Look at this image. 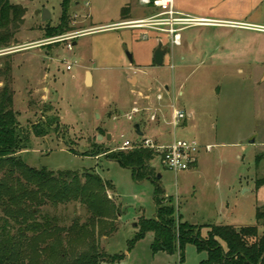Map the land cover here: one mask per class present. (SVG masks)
<instances>
[{
	"label": "rangeland",
	"instance_id": "obj_1",
	"mask_svg": "<svg viewBox=\"0 0 264 264\" xmlns=\"http://www.w3.org/2000/svg\"><path fill=\"white\" fill-rule=\"evenodd\" d=\"M13 2L27 11L12 44L0 48L12 49L0 54V91L6 84L12 88L18 128L28 137L27 147L16 157L38 169L90 171L112 184L104 196L115 205L110 216H94L79 200H45L34 208L36 220L42 222L47 215L64 237H79L64 243L66 261L87 253L95 243L99 264H200L207 253L193 243L186 244L183 260L179 251L155 252L154 231L130 246L139 222L157 217V187L171 197L180 221L258 223L257 209L264 206V31L227 24L264 25V0H175L176 10L215 23L182 30L183 44L172 47L161 66L154 53L159 39L169 44L165 33L148 27L102 29L152 15L154 8L139 0H72L71 29L53 36L46 29L59 24L63 0ZM127 6L131 15L126 19L122 9ZM44 9L52 14L46 21ZM75 32L81 36L65 38ZM69 42L74 43L72 50ZM68 64L73 68L67 69ZM158 92L165 94L164 100H157ZM171 103L192 113L176 129L165 122L170 116L165 118L164 109ZM50 122L44 137L32 130ZM166 132L167 139L175 134L202 144L195 166L176 173L157 152L150 161L153 172L138 178L106 155L128 150L122 148L126 139L158 142ZM206 145L212 149L207 151ZM6 170L0 171V184ZM259 181L263 185L258 188ZM5 217L0 201L1 224ZM207 230L202 228L203 235ZM259 232L263 234L264 226ZM120 254V260L112 259Z\"/></svg>",
	"mask_w": 264,
	"mask_h": 264
},
{
	"label": "trees",
	"instance_id": "obj_2",
	"mask_svg": "<svg viewBox=\"0 0 264 264\" xmlns=\"http://www.w3.org/2000/svg\"><path fill=\"white\" fill-rule=\"evenodd\" d=\"M71 2L63 0L60 22L48 26L47 35H63L71 29ZM26 11L24 5L13 0H0V48L12 44L24 24ZM130 15L129 6L124 7L123 18H130ZM13 104V90L6 84L0 91V171L7 169L0 184V201L6 213L3 223H0V264H99L101 253L95 243L91 244L87 253L80 254L71 262L66 261L68 248L64 243L69 244L71 239L79 237H64L63 230L47 215L42 217V222L36 220L34 208L45 200L54 204L79 200L88 206L94 216H110L116 212L115 205L104 196L107 187L112 184L90 171L38 169L16 157L27 147L28 137L18 128V114ZM50 124L34 125L32 130L37 136L44 137ZM156 153L152 148L134 147L106 155L131 168L138 178H145L153 172L150 161ZM262 185L263 181L257 183L258 188ZM155 192L157 217L139 222L140 231L130 241L131 247L147 232L154 231L155 252L179 251L183 260L186 244L193 243L199 252L207 253V258L200 264H264V232H259V226H264V206L257 209V224L199 225L178 220L177 208L172 204L171 197H165L159 187ZM31 204H34L33 208L29 207ZM11 220L19 226L18 229H14ZM205 226L208 230L203 235L201 230ZM47 238L53 239L52 242L49 243ZM123 256L120 254L112 259L117 261Z\"/></svg>",
	"mask_w": 264,
	"mask_h": 264
},
{
	"label": "built area",
	"instance_id": "obj_3",
	"mask_svg": "<svg viewBox=\"0 0 264 264\" xmlns=\"http://www.w3.org/2000/svg\"><path fill=\"white\" fill-rule=\"evenodd\" d=\"M143 6H152L154 12L152 15L142 18L133 19L130 21H120L114 23V25L103 26L102 29H114L121 27H136V28H152L158 33H165L168 38V43L171 47L180 46L182 41V30H185L189 26H196L199 24H213L215 22L210 21L204 17H192L182 11L175 9V0H139ZM223 24V23H220ZM227 25H232L240 28H249L257 31H264V25H254L249 23L232 22ZM81 36V33H70L66 35V39L71 40L75 37ZM69 48H74V43L69 42ZM12 49H1L0 54L10 53ZM72 64L67 65V69H72ZM165 92L169 93V90L165 88ZM158 101L165 99V94L158 92L156 95ZM172 114L170 119V126L174 129L181 126L189 115L184 109H178L174 103L171 105ZM135 110L139 111V108ZM153 120L157 118V112L152 115ZM175 133V132H174ZM123 149H133L134 147H145L156 150L162 157L163 163L171 170L181 172L187 170L191 166H195L198 162V156L202 148V144L195 139H179L176 135L166 143L157 142L153 139H145L144 141H131L126 139L123 141ZM205 149L210 151L211 145H206Z\"/></svg>",
	"mask_w": 264,
	"mask_h": 264
},
{
	"label": "water",
	"instance_id": "obj_4",
	"mask_svg": "<svg viewBox=\"0 0 264 264\" xmlns=\"http://www.w3.org/2000/svg\"><path fill=\"white\" fill-rule=\"evenodd\" d=\"M38 13V12H37ZM43 14V20L46 21L47 19H50L52 17V14H50V11L48 9H44L42 11ZM170 46L169 45H165L162 41V39L158 40V47L155 50L154 53V60L156 62L157 65H163L164 64V56L165 54H167V52L169 51ZM130 61L133 60V56L132 54L129 55ZM87 82L91 83L92 79H91V72L88 71L87 73ZM134 127L136 128V132L140 135H143V131L141 130V127H139L138 123L134 124ZM102 137V135L99 136V138ZM107 139L110 140L112 139V135L108 134L107 135Z\"/></svg>",
	"mask_w": 264,
	"mask_h": 264
},
{
	"label": "crops",
	"instance_id": "obj_5",
	"mask_svg": "<svg viewBox=\"0 0 264 264\" xmlns=\"http://www.w3.org/2000/svg\"><path fill=\"white\" fill-rule=\"evenodd\" d=\"M165 57V56H164ZM165 61V60H164ZM91 77H92V75H91ZM166 89L167 90H169V92H170V87H168V85H166ZM179 94L181 95L182 94V91H180L179 92ZM171 105H172V103L170 104V105H168V106H166L165 107V118H166V116L168 117V116H170V118L169 119H166V121L165 122H167L169 125H170V119H171V114H172V109H171ZM189 116H192V113H190L189 114ZM167 133L168 132H166V136L165 135H161V137H159L158 139H159V141L158 142H162V143H166V142H169L171 139H167Z\"/></svg>",
	"mask_w": 264,
	"mask_h": 264
},
{
	"label": "flooded vegetation",
	"instance_id": "obj_6",
	"mask_svg": "<svg viewBox=\"0 0 264 264\" xmlns=\"http://www.w3.org/2000/svg\"><path fill=\"white\" fill-rule=\"evenodd\" d=\"M199 25H210V24H199ZM182 44H183V43H182V41H181V44H180V45H182ZM166 45H169V46H170V48H169V51H170V49L172 48L171 45H170V44H166ZM169 51H168V52H169ZM168 52H167V53H168Z\"/></svg>",
	"mask_w": 264,
	"mask_h": 264
}]
</instances>
